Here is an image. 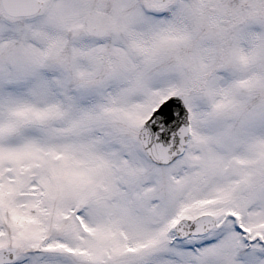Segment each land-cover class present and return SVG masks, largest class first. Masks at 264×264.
I'll use <instances>...</instances> for the list:
<instances>
[{
  "label": "snow or ice",
  "instance_id": "1",
  "mask_svg": "<svg viewBox=\"0 0 264 264\" xmlns=\"http://www.w3.org/2000/svg\"><path fill=\"white\" fill-rule=\"evenodd\" d=\"M0 264H264V0H0Z\"/></svg>",
  "mask_w": 264,
  "mask_h": 264
}]
</instances>
